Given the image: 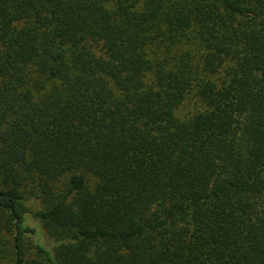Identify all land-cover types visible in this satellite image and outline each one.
<instances>
[{
    "label": "trees",
    "instance_id": "16d2710c",
    "mask_svg": "<svg viewBox=\"0 0 264 264\" xmlns=\"http://www.w3.org/2000/svg\"><path fill=\"white\" fill-rule=\"evenodd\" d=\"M0 264H264V0H0Z\"/></svg>",
    "mask_w": 264,
    "mask_h": 264
},
{
    "label": "rangeland",
    "instance_id": "374dc122",
    "mask_svg": "<svg viewBox=\"0 0 264 264\" xmlns=\"http://www.w3.org/2000/svg\"><path fill=\"white\" fill-rule=\"evenodd\" d=\"M88 178L91 184L95 183V178H93L92 176H89ZM66 180H67L66 178H63L58 181H55L51 187V190L54 193H59L60 191L63 190ZM41 181L43 180L35 178L34 180L29 181L25 186L22 187L23 193L26 196L27 204L34 209L42 208L44 205L43 199L37 197L41 193L40 192L42 187ZM30 221L31 224L37 226V230H38L37 235L33 237L34 240L40 242L48 250H50L52 254H54V247L57 241L47 233L46 229L43 226L40 227V225L42 224L38 219L32 218L30 219ZM30 255L31 256L36 255L34 248L30 250Z\"/></svg>",
    "mask_w": 264,
    "mask_h": 264
}]
</instances>
